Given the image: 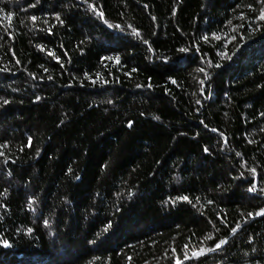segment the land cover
Masks as SVG:
<instances>
[{
    "label": "trees",
    "instance_id": "obj_1",
    "mask_svg": "<svg viewBox=\"0 0 264 264\" xmlns=\"http://www.w3.org/2000/svg\"><path fill=\"white\" fill-rule=\"evenodd\" d=\"M262 17L0 0V264H264Z\"/></svg>",
    "mask_w": 264,
    "mask_h": 264
},
{
    "label": "snow or ice",
    "instance_id": "obj_2",
    "mask_svg": "<svg viewBox=\"0 0 264 264\" xmlns=\"http://www.w3.org/2000/svg\"><path fill=\"white\" fill-rule=\"evenodd\" d=\"M262 18H264V17H262ZM220 245H217V247H219Z\"/></svg>",
    "mask_w": 264,
    "mask_h": 264
}]
</instances>
